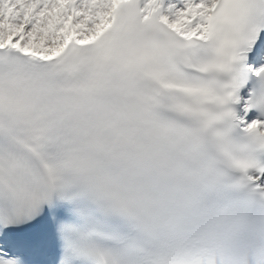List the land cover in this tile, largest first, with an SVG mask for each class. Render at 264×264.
I'll return each instance as SVG.
<instances>
[{
	"label": "snow or ice",
	"instance_id": "6c2138e0",
	"mask_svg": "<svg viewBox=\"0 0 264 264\" xmlns=\"http://www.w3.org/2000/svg\"><path fill=\"white\" fill-rule=\"evenodd\" d=\"M0 264H264V0H0Z\"/></svg>",
	"mask_w": 264,
	"mask_h": 264
}]
</instances>
